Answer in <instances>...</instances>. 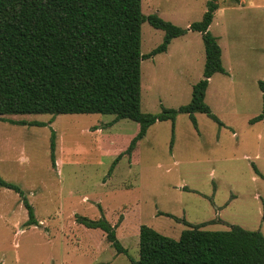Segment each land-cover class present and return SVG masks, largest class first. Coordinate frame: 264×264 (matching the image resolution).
Returning <instances> with one entry per match:
<instances>
[{"label":"rangeland","instance_id":"374dc122","mask_svg":"<svg viewBox=\"0 0 264 264\" xmlns=\"http://www.w3.org/2000/svg\"><path fill=\"white\" fill-rule=\"evenodd\" d=\"M207 0H142L145 16L157 14L187 29L200 21ZM209 31L219 39L227 74H215L206 103L222 126L197 113L157 122L132 157L115 159L138 134L131 120L111 124L110 115H62L47 127L0 120V176L19 186L38 225L13 190L0 188V264H131L117 254L101 230L76 222L81 215L119 225L117 237L139 260L143 225L178 240L188 229L240 226L264 235L263 109L264 0H220ZM165 33L142 24L141 51L162 44ZM205 46L198 32L172 41L166 53L141 63V108L159 114L191 101L203 79ZM7 120L50 123L49 115ZM57 134L56 162L50 160L51 130ZM259 173H257V172Z\"/></svg>","mask_w":264,"mask_h":264},{"label":"trees","instance_id":"16d2710c","mask_svg":"<svg viewBox=\"0 0 264 264\" xmlns=\"http://www.w3.org/2000/svg\"><path fill=\"white\" fill-rule=\"evenodd\" d=\"M220 0H207L200 21L184 29L157 14L145 16L142 0H0V120L18 126L47 127L62 115H110L111 124L131 120L140 125L127 150L113 162L110 173L124 157L130 159L138 143L157 122L171 121L173 134L179 113L197 127L195 114H205L223 125L206 103L215 74H227L219 39L209 28ZM238 2V0H235ZM165 33L162 44L149 54L141 51L142 24ZM198 32L205 46L203 79L194 85L191 101L159 114L141 108V63L166 53L176 38ZM262 112L251 123L264 120ZM49 115L50 123L7 120V116ZM50 160L57 167V134L51 130ZM257 172V171H256ZM259 173V172H257ZM0 188L17 193L28 211L27 225H38L34 208L22 189L0 176ZM76 222L101 230L119 255L131 264H264V235L240 226L207 231L188 226L178 240L151 227L140 229L139 260L134 261L117 237L119 225L105 217L92 220L77 215Z\"/></svg>","mask_w":264,"mask_h":264}]
</instances>
